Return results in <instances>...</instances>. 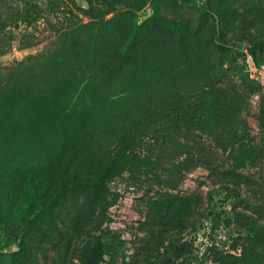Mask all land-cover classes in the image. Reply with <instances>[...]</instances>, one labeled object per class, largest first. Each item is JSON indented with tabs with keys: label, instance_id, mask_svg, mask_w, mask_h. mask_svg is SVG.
<instances>
[{
	"label": "rangeland",
	"instance_id": "obj_1",
	"mask_svg": "<svg viewBox=\"0 0 264 264\" xmlns=\"http://www.w3.org/2000/svg\"><path fill=\"white\" fill-rule=\"evenodd\" d=\"M91 1L95 18L90 0H0V89L19 68L43 77L2 97L0 264H85L99 244L112 264H164L184 242L186 264H264V65L248 55L264 42V0ZM134 113L157 133L98 165L61 160ZM62 162L88 179L20 251Z\"/></svg>",
	"mask_w": 264,
	"mask_h": 264
},
{
	"label": "trees",
	"instance_id": "obj_2",
	"mask_svg": "<svg viewBox=\"0 0 264 264\" xmlns=\"http://www.w3.org/2000/svg\"><path fill=\"white\" fill-rule=\"evenodd\" d=\"M167 2H174L175 0H163ZM90 9L88 10V13L91 15L90 17L95 18L92 14L93 11H95L93 2L90 0ZM143 2V4H145ZM142 6V5H141ZM112 8L107 9V11L103 10L99 12L98 17H103L108 14L109 12L114 10V5L111 6ZM90 27L89 23L82 25L81 28L78 30L79 32L82 31L84 28L88 29ZM84 29V30H85ZM77 30L72 31V33H76ZM69 33H66L65 35H68ZM176 36H178L176 33L175 35L173 34L168 40L174 41L176 40ZM169 37V36H168ZM185 38V37H184ZM189 41V39H188ZM182 44L184 43V40H181ZM221 51L223 54L226 53V48L224 46H221ZM248 55L252 57L254 60L255 64L257 66L264 65V42L254 39L250 41L249 47H248ZM246 58V56H245ZM140 65V64H139ZM22 68H19L17 73H14L10 76L9 82L4 86L3 88L0 89V98L2 99V103L0 106L5 105V101L2 98L5 93L13 88H17L18 83L21 81H24V83L28 84H33L34 82L38 81V83H43L42 79L43 77H39L40 67H32L29 70H24ZM250 77L247 76V79ZM259 86H252V92H256L258 90ZM184 102L183 99H180L178 105H173L171 104V108L174 110L183 109L184 108ZM155 106H142L138 110H143L146 113H152V116L155 113ZM146 113L144 115L143 120L138 121V119L135 120V114L134 113L132 116V121L125 123L124 128L121 129L120 131L116 129V125L112 127V129H115L114 131H119L117 133L111 134V131H101V132H96V131H91L86 135V140L82 146L78 147H72L68 150L65 151L64 156L61 157V160L63 161V158L65 156H70V158H74L78 155H88L90 160L98 165V162H101L103 158H106L109 156L108 154L110 153V147L113 145L117 144L118 146L121 147H131L137 143H139L143 139V135H149L150 133H157V131H152L149 128L153 127L155 123L154 121H151V125H147L146 121ZM124 122V121H123ZM141 124V126H140ZM111 127V126H110ZM142 127V128H140ZM144 130V131H142ZM107 167L112 166L109 163H106ZM111 168V167H110ZM70 169V166H68L66 163L60 164V170L63 174V182L60 183L59 181L53 180V178H50L48 187L51 188L53 193H51L49 196L47 194V197L41 198L42 204L41 208L42 210L40 213L32 220L30 221L27 225L25 226V229L23 228L21 231L18 232L16 236V240H20V251L25 250L27 248V242L25 241L24 237L34 230V227L37 225L39 227V221H41L45 216H54L55 212L57 211L56 208L59 207L60 205H64V200L62 201L64 197V190L72 189V185H78L81 186L84 181H86L88 178L83 177L85 174L84 168L82 166H77L73 172L69 174L70 178L67 179V171ZM112 171L116 169L115 167L111 168ZM110 172V171H109ZM98 175V174H97ZM101 175V174H99ZM92 178H96L94 174H92ZM103 181V180H102ZM99 182L101 180H97V183L90 189L89 187L86 188V190H91V191H97L100 187ZM243 215L242 212L237 211L235 213V217L241 218ZM226 219H229L226 217ZM104 245L99 244L94 246L90 252L89 255L86 257L85 264H104V263H109L112 264V262H106L105 259V251H104ZM192 253V243L191 242H184L183 244L176 245L175 247L172 248V255L167 257L164 264H186V257Z\"/></svg>",
	"mask_w": 264,
	"mask_h": 264
}]
</instances>
